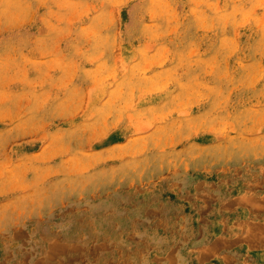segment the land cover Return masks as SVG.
I'll return each mask as SVG.
<instances>
[{"label": "rangeland", "instance_id": "obj_1", "mask_svg": "<svg viewBox=\"0 0 264 264\" xmlns=\"http://www.w3.org/2000/svg\"><path fill=\"white\" fill-rule=\"evenodd\" d=\"M263 186L264 0H0V264H252Z\"/></svg>", "mask_w": 264, "mask_h": 264}, {"label": "crops", "instance_id": "obj_2", "mask_svg": "<svg viewBox=\"0 0 264 264\" xmlns=\"http://www.w3.org/2000/svg\"><path fill=\"white\" fill-rule=\"evenodd\" d=\"M226 203L225 210L219 213L218 218L222 225L218 233L226 234V245L218 253L247 258L252 264H264V230L254 236L248 235L246 230L251 224L264 226V186L258 191L245 190L241 194H233L226 199ZM239 222L242 225L236 224ZM215 228L219 231V227ZM214 261L211 259L210 264Z\"/></svg>", "mask_w": 264, "mask_h": 264}]
</instances>
